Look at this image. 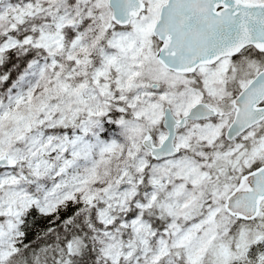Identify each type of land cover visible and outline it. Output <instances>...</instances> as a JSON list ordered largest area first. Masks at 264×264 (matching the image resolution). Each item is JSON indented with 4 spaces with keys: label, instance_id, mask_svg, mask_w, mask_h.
I'll use <instances>...</instances> for the list:
<instances>
[{
    "label": "snow or ice",
    "instance_id": "1",
    "mask_svg": "<svg viewBox=\"0 0 264 264\" xmlns=\"http://www.w3.org/2000/svg\"><path fill=\"white\" fill-rule=\"evenodd\" d=\"M0 264H264V0H0Z\"/></svg>",
    "mask_w": 264,
    "mask_h": 264
}]
</instances>
